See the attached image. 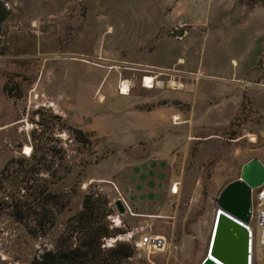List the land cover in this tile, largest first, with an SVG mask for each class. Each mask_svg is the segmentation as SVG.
Returning a JSON list of instances; mask_svg holds the SVG:
<instances>
[{
  "label": "rangeland",
  "instance_id": "374dc122",
  "mask_svg": "<svg viewBox=\"0 0 264 264\" xmlns=\"http://www.w3.org/2000/svg\"><path fill=\"white\" fill-rule=\"evenodd\" d=\"M4 16L0 264L55 249L90 192L109 199L120 231L111 238L135 233L106 248L129 244L122 264H201L215 199L247 162L264 164V0H0ZM147 76L163 87L145 88ZM32 157L70 201L45 236L14 217L25 210L22 163ZM149 235L164 247L136 248Z\"/></svg>",
  "mask_w": 264,
  "mask_h": 264
},
{
  "label": "trees",
  "instance_id": "16d2710c",
  "mask_svg": "<svg viewBox=\"0 0 264 264\" xmlns=\"http://www.w3.org/2000/svg\"><path fill=\"white\" fill-rule=\"evenodd\" d=\"M4 18L6 16L0 18V22ZM5 91L13 96L8 87ZM75 133L79 142L86 141L82 131L75 130ZM37 160L32 157L22 163L29 166L23 170L24 176L20 181L27 200L23 205L25 210L16 212L14 217L30 235L45 236L57 227L70 201L66 194L54 192L49 180L39 177L41 170ZM109 204L108 197L102 193L86 194L83 209L65 223V231L59 237L55 249L44 253L40 260L34 259L32 264H122L131 258L134 251L129 244L119 243L109 249L103 248L105 239L120 233L110 228L108 217L113 211Z\"/></svg>",
  "mask_w": 264,
  "mask_h": 264
},
{
  "label": "water",
  "instance_id": "95a60500",
  "mask_svg": "<svg viewBox=\"0 0 264 264\" xmlns=\"http://www.w3.org/2000/svg\"><path fill=\"white\" fill-rule=\"evenodd\" d=\"M176 30L173 37L183 38ZM264 186V164L254 158L247 162L241 177L228 184L215 199L217 217L206 256L201 264H249V233L243 224L249 223L253 208V192ZM120 215L127 210L121 200L115 202Z\"/></svg>",
  "mask_w": 264,
  "mask_h": 264
},
{
  "label": "built area",
  "instance_id": "2783aa9c",
  "mask_svg": "<svg viewBox=\"0 0 264 264\" xmlns=\"http://www.w3.org/2000/svg\"><path fill=\"white\" fill-rule=\"evenodd\" d=\"M146 77L143 78V81ZM144 84V83H143ZM122 86V84H121ZM120 86V92L122 94V88ZM174 193H177V190H174ZM112 227H118L121 223H117L119 220L112 218ZM243 224L247 227L249 233V264H256L261 258L257 251V241H259L261 252L264 257V186L258 188L253 192V208L251 213V218L249 223ZM259 231V240L257 238L256 231ZM135 233H129L125 236H118L116 238H109V240L105 239L103 248H107L111 246L110 242L116 244L118 241L125 240H133ZM136 248L138 249H152V250H160L164 247L165 243L163 239L157 236H145L140 238L135 243Z\"/></svg>",
  "mask_w": 264,
  "mask_h": 264
},
{
  "label": "bare ground",
  "instance_id": "6f19581e",
  "mask_svg": "<svg viewBox=\"0 0 264 264\" xmlns=\"http://www.w3.org/2000/svg\"><path fill=\"white\" fill-rule=\"evenodd\" d=\"M143 83H144L143 84L144 87L149 88V89H153L156 86L158 88H161L163 86V83L162 82H156V78L151 77V76H147L146 79L143 81ZM182 86H180V87H182ZM121 88H122V94H121V92H120V94L121 95H124V96H128L129 93H130V91H131L130 82L129 81H124L122 83ZM101 100H103V98H101ZM175 119L178 120L179 118L178 117H175ZM25 154L26 155H30L31 154V149L29 147H27L25 149ZM175 190H177V192H178L177 187L175 188ZM217 212H218V210H216V214H215V218H214V223H213V228H212V231H211V236H212L213 231H214V226H215V221H216V217H217ZM210 239H211V237H210Z\"/></svg>",
  "mask_w": 264,
  "mask_h": 264
},
{
  "label": "crops",
  "instance_id": "0c3cea01",
  "mask_svg": "<svg viewBox=\"0 0 264 264\" xmlns=\"http://www.w3.org/2000/svg\"><path fill=\"white\" fill-rule=\"evenodd\" d=\"M162 87H163V86H162ZM162 87H161V88H162ZM182 87H183V86H182ZM145 88H146V87H145ZM148 89H149V88H148ZM174 194H175V193H174Z\"/></svg>",
  "mask_w": 264,
  "mask_h": 264
}]
</instances>
